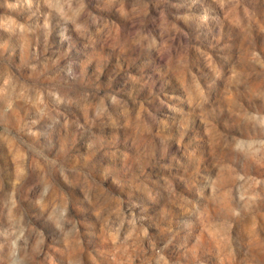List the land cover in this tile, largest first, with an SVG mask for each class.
Returning <instances> with one entry per match:
<instances>
[{
	"label": "rangeland",
	"instance_id": "1",
	"mask_svg": "<svg viewBox=\"0 0 264 264\" xmlns=\"http://www.w3.org/2000/svg\"><path fill=\"white\" fill-rule=\"evenodd\" d=\"M171 2L91 0L87 49L0 12V264H264V0Z\"/></svg>",
	"mask_w": 264,
	"mask_h": 264
},
{
	"label": "clouds",
	"instance_id": "2",
	"mask_svg": "<svg viewBox=\"0 0 264 264\" xmlns=\"http://www.w3.org/2000/svg\"><path fill=\"white\" fill-rule=\"evenodd\" d=\"M104 3L105 7L111 9L106 3V0H104ZM77 4L79 14L71 23H68L67 18L64 15L58 14L56 10L50 6L51 0H23V3H21V0H0V12L17 13L21 9H23V15L26 17H30L29 20L25 21L26 24L41 25V29L45 34H51L53 32L62 33L70 30L72 36L74 37L72 43H79L83 46L84 49H87L88 41L101 27V25L104 24L105 18L98 15L93 10V7L91 6V0H77ZM168 7L169 11L170 9H177L176 13L170 11L175 15L177 19H180L185 14V12H179V9L182 6L179 4L172 3L171 0ZM193 14L195 15V13ZM203 16H205L207 20L209 19L207 13H205ZM155 18L156 17H154V19ZM84 25H87V27H84ZM125 31H127V29H125ZM4 37L9 40L13 38L12 35H9L8 33H5ZM59 44L64 45L63 37L59 41ZM55 45L56 42L54 41V54H67V59L62 61V63L75 62V58L72 57L73 50L70 47L71 44L64 47L63 52H60L59 49L55 47ZM5 61L7 62V67H5ZM83 62L84 60H81V64ZM13 70L18 71V69H16L15 62L10 58L0 57V76H2L5 81L8 80L9 74L12 73ZM24 74L26 75L27 73L25 72ZM93 75L94 72L89 69V77ZM129 82L130 76L124 79V83L121 85V88L126 87ZM83 85L94 93V99L105 100L108 102L107 107L110 109L113 117H117L120 114V109L115 104L117 98L122 100L129 107L132 106V102L127 99V92H123L115 88L107 89L105 87V80L101 79L99 83L93 82L90 85ZM61 103L63 104V101H61ZM63 110L65 112H69L70 110L75 111L76 107L73 104H69V106L67 108L64 107ZM55 122L60 126V120H56ZM41 123L42 122L37 121L36 128L34 130H29L28 135L36 137L39 140L40 146L44 150L50 152L54 150L55 141L56 137L58 136L59 130L46 142L45 139L42 138L43 133L40 129ZM6 254L7 250L5 249L4 245L0 244V258L6 256Z\"/></svg>",
	"mask_w": 264,
	"mask_h": 264
}]
</instances>
